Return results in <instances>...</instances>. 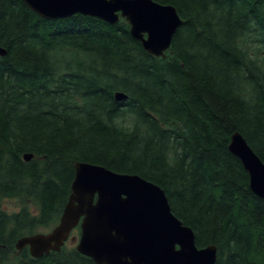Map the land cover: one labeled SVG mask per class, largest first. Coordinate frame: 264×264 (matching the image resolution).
<instances>
[{
	"label": "trees",
	"instance_id": "16d2710c",
	"mask_svg": "<svg viewBox=\"0 0 264 264\" xmlns=\"http://www.w3.org/2000/svg\"><path fill=\"white\" fill-rule=\"evenodd\" d=\"M154 1L185 21L164 58L124 19L0 0V264H96L71 241L40 259L16 249L59 223L76 162L163 188L216 264H264V199L229 150L238 132L264 163V0Z\"/></svg>",
	"mask_w": 264,
	"mask_h": 264
},
{
	"label": "water",
	"instance_id": "95a60500",
	"mask_svg": "<svg viewBox=\"0 0 264 264\" xmlns=\"http://www.w3.org/2000/svg\"><path fill=\"white\" fill-rule=\"evenodd\" d=\"M48 20L81 14L116 25L124 19L131 36L155 57H166L172 40L185 21L176 7L154 0H24ZM0 46V57L6 55ZM123 93L117 101L126 100ZM229 150L249 175L250 189L264 199V163L240 133L231 136ZM31 154L24 160L30 161ZM71 194L59 223L47 233L23 236L16 243L40 259L60 252L71 241L96 264H216L217 248H198L191 227L172 212L163 188L135 174L76 162Z\"/></svg>",
	"mask_w": 264,
	"mask_h": 264
},
{
	"label": "rangeland",
	"instance_id": "374dc122",
	"mask_svg": "<svg viewBox=\"0 0 264 264\" xmlns=\"http://www.w3.org/2000/svg\"><path fill=\"white\" fill-rule=\"evenodd\" d=\"M28 204H30V203H28ZM21 206H23V205H22L21 201H19V200H8V201H5L3 203V207L10 213L19 211ZM30 208H31V210H34V207L32 205H30ZM47 232L48 231H43V233H47ZM73 238H78L77 232H74L71 234L70 240H72ZM73 244H75V242Z\"/></svg>",
	"mask_w": 264,
	"mask_h": 264
}]
</instances>
